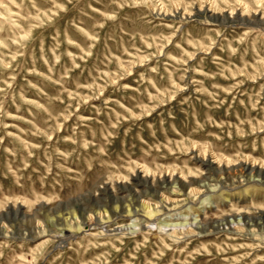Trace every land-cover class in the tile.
<instances>
[{"label": "rangeland", "instance_id": "obj_1", "mask_svg": "<svg viewBox=\"0 0 264 264\" xmlns=\"http://www.w3.org/2000/svg\"><path fill=\"white\" fill-rule=\"evenodd\" d=\"M0 264H264V0H0Z\"/></svg>", "mask_w": 264, "mask_h": 264}]
</instances>
